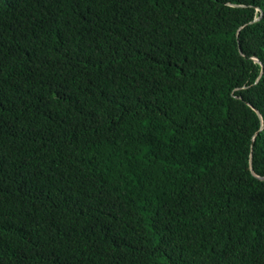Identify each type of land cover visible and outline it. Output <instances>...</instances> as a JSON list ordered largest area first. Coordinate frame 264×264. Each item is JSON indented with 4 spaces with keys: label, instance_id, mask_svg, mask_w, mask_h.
I'll list each match as a JSON object with an SVG mask.
<instances>
[{
    "label": "trees",
    "instance_id": "trees-1",
    "mask_svg": "<svg viewBox=\"0 0 264 264\" xmlns=\"http://www.w3.org/2000/svg\"><path fill=\"white\" fill-rule=\"evenodd\" d=\"M252 170L264 0H0V264H264Z\"/></svg>",
    "mask_w": 264,
    "mask_h": 264
},
{
    "label": "water",
    "instance_id": "water-1",
    "mask_svg": "<svg viewBox=\"0 0 264 264\" xmlns=\"http://www.w3.org/2000/svg\"><path fill=\"white\" fill-rule=\"evenodd\" d=\"M255 60H256L257 62L261 63L258 59H255ZM256 112L259 113V111H257V110H256ZM260 117H261V116H260ZM252 172H253L254 175H256V174L254 173L253 170H252ZM256 176H257V175H256ZM257 177L260 178V179H264V177H259V176H257Z\"/></svg>",
    "mask_w": 264,
    "mask_h": 264
},
{
    "label": "clouds",
    "instance_id": "clouds-1",
    "mask_svg": "<svg viewBox=\"0 0 264 264\" xmlns=\"http://www.w3.org/2000/svg\"><path fill=\"white\" fill-rule=\"evenodd\" d=\"M259 10V9H258Z\"/></svg>",
    "mask_w": 264,
    "mask_h": 264
}]
</instances>
